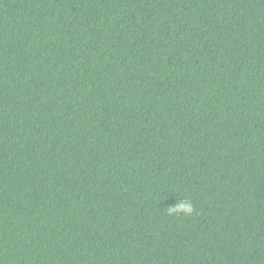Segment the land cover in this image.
I'll return each instance as SVG.
<instances>
[{"label":"trees","instance_id":"16d2710c","mask_svg":"<svg viewBox=\"0 0 264 264\" xmlns=\"http://www.w3.org/2000/svg\"><path fill=\"white\" fill-rule=\"evenodd\" d=\"M0 264H264V0H0Z\"/></svg>","mask_w":264,"mask_h":264},{"label":"clouds","instance_id":"9594fccd","mask_svg":"<svg viewBox=\"0 0 264 264\" xmlns=\"http://www.w3.org/2000/svg\"><path fill=\"white\" fill-rule=\"evenodd\" d=\"M181 211L186 215L191 214L193 208L190 200L182 198V200L175 207L169 209V214H174Z\"/></svg>","mask_w":264,"mask_h":264}]
</instances>
